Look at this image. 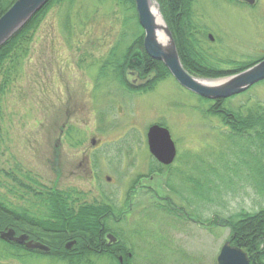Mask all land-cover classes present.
Masks as SVG:
<instances>
[{
    "label": "rangeland",
    "instance_id": "1",
    "mask_svg": "<svg viewBox=\"0 0 264 264\" xmlns=\"http://www.w3.org/2000/svg\"><path fill=\"white\" fill-rule=\"evenodd\" d=\"M66 1L49 11L37 32L32 54L21 67L17 85L3 97L0 168L20 164L51 187L58 183L60 187L87 186L86 174H77L75 180L67 167V172L61 174L49 163L66 121L67 138L62 149L67 157L73 158L79 149L91 148L109 151V160L117 151L136 152L125 167L114 161L104 169L114 179L101 189L114 196L113 190H127L133 181H138L139 172H145L142 160L149 158L146 133L152 124H162L179 151L169 180L177 191L168 192L166 187L163 191L188 211L192 222L151 208L143 196L134 206L129 222L134 264H217L219 250L231 231L212 219H223L242 208L256 211L264 206V195L257 190L261 176L251 153L256 146L243 138L228 136V126L205 112L212 102L199 99L172 76L159 81L152 90L136 94L113 74L104 77L101 61L113 49L118 55L124 53L140 32L135 12L115 0H76L71 9ZM195 1L197 35L204 36V43L216 57L247 62L264 55V0H256L253 6L237 0ZM158 2L154 3L168 26ZM67 14L69 31L64 25ZM222 67L230 66L222 63ZM68 82L83 90L70 94ZM87 86L96 89L88 91ZM71 96L78 107L84 104L83 109H76ZM257 102L264 103L262 82L233 96L226 106L245 109ZM93 136L100 145L92 146ZM249 146L251 152L247 155L243 150ZM1 173L0 177L4 176ZM166 177L165 171L163 178ZM4 186L0 183V191L6 195ZM14 186L16 191L17 184ZM26 187L20 186V191L25 192ZM9 197L18 208L27 206L32 199L36 202L32 204L33 213L43 214L40 200L30 196L17 201L15 194ZM23 259L16 262L4 252L0 241V264H58L49 257ZM108 262L99 258L98 264Z\"/></svg>",
    "mask_w": 264,
    "mask_h": 264
},
{
    "label": "trees",
    "instance_id": "2",
    "mask_svg": "<svg viewBox=\"0 0 264 264\" xmlns=\"http://www.w3.org/2000/svg\"><path fill=\"white\" fill-rule=\"evenodd\" d=\"M76 0H68L66 3L70 5V9ZM119 5L131 9L135 12V0H115ZM160 3L162 14L168 24V27L173 35L175 44L177 46L178 54L182 60L184 67L193 75L200 78H221L226 77L244 69L250 68L258 61L264 58V55L259 59L249 61H238L236 59H221L216 57L207 48L204 43V36H198L196 23L194 22L193 5L195 0H158ZM16 2V0H0V17ZM63 0H50L39 12H37L28 23L20 29L13 37H11L0 48V118L2 116V101L3 97L12 91L13 87L17 85L20 77V70L23 63L28 60L32 54V46L36 40L37 32L47 17L49 11L57 4L62 3ZM69 11V10H68ZM69 15L67 14L64 25L67 31L69 28ZM139 25V21L138 24ZM140 32L136 35L125 52L118 55L113 49L109 52L107 57L100 63L101 74L107 77L113 74L115 79H119L122 86L128 87L125 77V67L134 54H138L139 58L145 60V69L147 72L156 71V77L149 82L146 87H142V91L152 90L156 84L171 76L169 69L162 61L155 60L147 55L143 47L144 31L139 25ZM206 34V33H205ZM209 38V37H208ZM222 63L230 66L228 68L222 67ZM228 69V70H226ZM111 71V72H109ZM101 75V77H103ZM264 83V81H261ZM259 82V83H261ZM203 101L212 102L210 107L205 111L208 115L219 117L222 123L229 128V135L239 137L240 139L248 141L250 144L256 146L252 149L250 146L245 150L253 153V164L260 172L261 182L258 194L264 195V103L257 102L248 108L231 109L226 106L228 99L213 101L198 96ZM2 138H0V142ZM1 151V150H0ZM3 172L4 176L0 177V183L6 184L4 190L7 191V196L0 191V223L1 228L4 225L11 223V215L16 213V208L13 206L14 202L9 195L14 192V185L18 184L26 187L25 182L36 183L38 179L34 174L20 164H15L12 168H0V175ZM11 182L14 185H10ZM26 192L31 191L30 188H25ZM254 190V189H253ZM53 191V190H52ZM41 205L45 207V213L41 217V221H36V225L51 230H60L64 224V215H70L68 210L70 205L62 203L61 197L57 193H51L46 198L41 197ZM29 199V198H28ZM36 204V202H30ZM14 207V209H13ZM28 213L26 210L21 211ZM105 212L104 206H97L94 204L82 205L80 208L78 228L82 234V242L89 236L86 232L91 231L96 234L98 223L96 218L100 217ZM45 215V216H44ZM196 218H198L196 216ZM212 222H216L220 226H225L231 231L229 241L232 245L241 247L250 257V264H264V206L256 211H249L242 208L240 211L231 214L223 219L213 218ZM74 225V223H70ZM0 241H2L0 239ZM3 242L4 252L10 256H14L15 248L11 243ZM86 250V251H85ZM84 258L90 257L94 254V250L84 249ZM131 257L126 256V251L114 250L113 252H99V257L102 254H108L111 264H120L118 255L125 258V263L134 264L136 256L131 250ZM22 256V253H20Z\"/></svg>",
    "mask_w": 264,
    "mask_h": 264
},
{
    "label": "flooded vegetation",
    "instance_id": "3",
    "mask_svg": "<svg viewBox=\"0 0 264 264\" xmlns=\"http://www.w3.org/2000/svg\"><path fill=\"white\" fill-rule=\"evenodd\" d=\"M209 39H211L210 36ZM137 55V53L132 55L127 65L124 66V78L129 85L126 87V89H129L131 93L135 94L145 93V91H142L141 88L144 86L146 87V85L156 77V71L147 72L145 69V60L139 58ZM69 83L70 82H68V90L70 94L75 91L79 92V90H83L82 88L78 89V86L76 87ZM86 89L88 91H94L96 88L94 86H87ZM70 101L73 105L76 104V109H83L84 104L83 106L79 105L78 107L77 100L72 96ZM65 122L62 124L60 136L58 137L51 152L52 155L50 156L49 163L57 173L62 174L66 171L67 167V170L70 169V172L73 173V179L76 180V177L78 176L77 174L84 173L89 177V181L85 183L87 185L85 187L81 185L71 186L70 183V186L60 187L58 186V183L57 185L51 187L49 184L39 182L38 180L36 183L27 184V188H30L31 191H25L23 193L20 191L21 188L17 184V190L15 191L14 189L13 192V194H15L17 197V201L19 199L23 201L24 197L28 199L30 196L34 197L33 199L41 200V197L46 198L51 193H57L61 197L62 203L64 202L71 207L68 210L70 215H64V224L62 228L60 230H51L44 229L36 225V221H41V217H43V214L45 213L44 206L42 212L43 214L39 213V215H37V213H33L34 209L30 203L32 199L29 200L27 206H22V202H20L22 208H24V210H26L28 213H21L20 211L23 209L18 208L17 206L19 205L14 204V206H16V213L11 215V223L4 225L3 228H1L0 223V233L3 231L6 232L8 230H13V237L15 240H4L1 238V236L0 239L13 245L15 248V254L13 257L15 258L16 262L22 261L23 258V260H26L25 258L32 259L49 257L52 259L53 263L58 264H98L99 258L108 259V263H110V259L107 257L108 254H102L99 257L98 253L113 252L114 250L124 252L126 251V253H128L126 256L131 257L132 254L130 252L131 247L128 235L130 233L129 222L131 216L134 214V206L140 202L143 196H145V199L150 201L149 204L151 208L155 207L157 210L159 209L167 213L170 212L176 217L183 218V220L187 219L186 222H192V218L190 217L188 211L185 208L178 207L175 201H173L174 198L168 195L167 192L163 191L164 187H166V191L168 192H171L172 190L177 191V189L169 183L170 177H172L174 163H176L179 158V151L176 144L175 149H177V153L173 163L170 165H164L151 154L148 146L147 131L146 141L149 151V158L148 161L147 157L145 159L143 158L142 160L144 161L143 169L145 172H139L136 178L138 181H133V185L129 186L127 190L119 192L113 190L112 193L114 196H112L105 194V192L101 189L102 185L105 183L108 184V182H111L114 179V177L107 174L104 169L109 167L112 163H114V161L115 163L119 164L120 167H125L128 163L127 159L135 156L136 152L120 153L117 151V155L113 156L110 161L109 151H96L91 148L87 150L79 149L77 150V155H75L73 158L67 157L64 150L62 149L64 145L63 141H66L67 138L65 133L67 125ZM156 124L163 126L162 124L158 123L152 124L151 126ZM91 143L92 146L100 145L98 143V139H96L95 136H93L91 139ZM51 157H53V161H51ZM62 158H64L63 162L61 160ZM63 167L65 169H62ZM127 169L129 171V168ZM148 171L149 175L147 174ZM165 171L167 172V177L163 178V173H165ZM147 181L148 183H146ZM87 188L89 189L87 190ZM38 203L40 204V201H38ZM87 204L104 206L105 212L95 220L96 224H99L96 234L92 233L91 231H87L86 234L89 237L82 242V239L80 240V238H82L83 233H81L77 223L80 222L79 214L81 206ZM70 223H74V225L71 226ZM20 238L22 241H24V243L17 242L16 239ZM30 241L40 242L47 246L49 250L43 251L39 249H30L26 246V243ZM85 248L87 250H94L95 253L91 254L90 257L85 259ZM20 253H22V256H20ZM124 258V256L118 255L120 264L125 263Z\"/></svg>",
    "mask_w": 264,
    "mask_h": 264
},
{
    "label": "water",
    "instance_id": "4",
    "mask_svg": "<svg viewBox=\"0 0 264 264\" xmlns=\"http://www.w3.org/2000/svg\"><path fill=\"white\" fill-rule=\"evenodd\" d=\"M50 0H16V2L0 17V48L22 29L28 21L39 12ZM254 5L256 0H239ZM139 25L144 30L143 46L153 59L162 61L169 69L175 80L185 89L208 100H223L245 92L253 85L264 81V58L238 73L217 79H206L209 84L203 83L188 72L182 64L173 35L167 25L164 34L168 38V46H162L156 37L157 26L151 14L150 0H135ZM161 14V13H160ZM162 17V15H161ZM218 81V82H217ZM148 146L151 154L164 165L173 163L177 149L169 130L161 125L148 128ZM4 240H15L14 231L0 233ZM112 237V236H110ZM17 242L24 243L22 239ZM30 249L48 251L49 248L40 242H28ZM217 257V264H250V257L241 247L232 245L231 241L223 244Z\"/></svg>",
    "mask_w": 264,
    "mask_h": 264
},
{
    "label": "bare ground",
    "instance_id": "5",
    "mask_svg": "<svg viewBox=\"0 0 264 264\" xmlns=\"http://www.w3.org/2000/svg\"><path fill=\"white\" fill-rule=\"evenodd\" d=\"M155 0H150V9H151V14H153L154 19H155V24L157 26V33L156 37L158 42L162 45V46H168V38L166 37V35L164 34V28H165V23L163 22V19L161 17V14L159 12V10L156 7V3H154ZM203 83L209 84L211 82H209L206 79L201 80ZM218 82V81H217Z\"/></svg>",
    "mask_w": 264,
    "mask_h": 264
}]
</instances>
